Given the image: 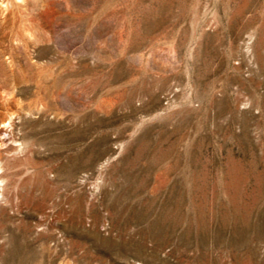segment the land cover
Listing matches in <instances>:
<instances>
[{
    "label": "rangeland",
    "instance_id": "obj_1",
    "mask_svg": "<svg viewBox=\"0 0 264 264\" xmlns=\"http://www.w3.org/2000/svg\"><path fill=\"white\" fill-rule=\"evenodd\" d=\"M0 138V264H264V0H0Z\"/></svg>",
    "mask_w": 264,
    "mask_h": 264
},
{
    "label": "bare ground",
    "instance_id": "obj_2",
    "mask_svg": "<svg viewBox=\"0 0 264 264\" xmlns=\"http://www.w3.org/2000/svg\"><path fill=\"white\" fill-rule=\"evenodd\" d=\"M259 53H260V52H259ZM259 62H260V61H259ZM239 85H240V84H239ZM35 102H36V101H35ZM35 105H36V104H35ZM17 111H18V110H17ZM20 111H22V109H21ZM22 112H23V111H22ZM17 113H18V112H17ZM20 113H21V112H20ZM15 114H16V112H15ZM16 115H17V114H16ZM10 116H12V115H10ZM11 119H12V118H11ZM7 122H8V121H7ZM10 122H11V121H10ZM2 123H3V122H2ZM2 123H1V124H2ZM5 123H6V122H5ZM5 123H4V124H5ZM12 124H13V123H11V125H12ZM9 125H10V124H9ZM14 126H15V125H14ZM14 126H12V128H14ZM3 127H4V126H3ZM3 127H2V128H3ZM12 128H10V129H12ZM3 129H4V128H3ZM6 129L8 130V128H6ZM6 129H5L4 131H6ZM1 130H2V129H1ZM4 131H3V132H4ZM9 131H11V130H9ZM12 131H13V130H12ZM6 133H7V131H6ZM14 133H15V132H14ZM4 134H5V133H4ZM7 134H8V133H7ZM5 135H6V134H5ZM7 136H8V135H7ZM3 137H5V136H3ZM3 137H2V141H3ZM9 137H10V135H9L7 138L9 139ZM0 139H1V138H0ZM10 139H11V138H10ZM16 139H17V138H16ZM4 140H6V139H4ZM10 141H11V140H10ZM10 141H8V142H10ZM0 142H1V141H0ZM15 142H16V141H15ZM2 143H3V142H2ZM10 143H11V142H10ZM3 144H4V143H3ZM12 144H13V141H12ZM14 144H15V143H14ZM20 144H21V143H20ZM0 145H1V144H0ZM5 145H6V144H5ZM15 145H16V144H15ZM2 146H4V145H2ZM16 146H19V145H16ZM20 146H21V148H22V144H21ZM24 146H25V145H24ZM6 147H7V146H6ZM8 147H9V146H8ZM26 147H27V146H26ZM30 148H31V147H30ZM2 149H3V148H2ZM5 149H6V148H5ZM14 149L16 150V149H18V148L15 147ZM23 149H24V148H23ZM9 150H10V149H9ZM18 150H19V149H18ZM6 151H7V150H6ZM20 151H21V150H20ZM22 152H23V151H22ZM22 152H21V153H22ZM26 152H27V151H25V153H26ZM0 153H1V150H0ZM2 153H3V152H2ZM7 153H8V151H7ZM11 153H12V152H11ZM11 153H10V154H11ZM15 153H18L17 150H16ZM15 153H14V154H15ZM25 153H23V154H25ZM8 154H9V153H8ZM18 154H19V153H18ZM0 155H1V154H0ZM6 155H7V154H6ZM19 155H20V154H19ZM7 156H8V155H7ZM7 156H6V158H7ZM10 156H11V155H10ZM15 156H16V155H15ZM17 156H18V155H17ZM17 156H16V157H17ZM22 156H23V155H22ZM24 156H25V155H24ZM24 156L21 157V158H24ZM18 157H20V156H18ZM0 158H1V157H0ZM8 158H9V156H8ZM14 158H15V157H14ZM21 158H20V160H21ZM28 158H29V157H28ZM11 160H12V159H11ZM11 160H10V161H11ZM20 160H19V158H18V161H17V162H19ZM23 160H25V159H22V161H23ZM26 160H28V159H26ZM3 161H4V160H2V162H3ZM4 162H5V161H4ZM8 162H9V159H8ZM13 162H16V161L14 160ZM17 162H16L15 164H17L16 166L19 167V163H17ZM23 163H24V162H22L21 165H23ZM26 163H28V162H25V164H26ZM3 164H4V163H3ZM10 164H11V163H10ZM25 164H24V165H25ZM24 165H23V166H24ZM27 165H28V164H27ZM3 166H6V164L3 165ZM3 166H2V167H3ZM0 167H1V166H0ZM8 167H9V165H8ZM20 167H22V166H20ZM20 167H19V168H20ZM32 167H33V166H32ZM14 168H16L15 165H14ZM37 168H38V167H37ZM5 169H6V168H5ZM7 169H9V168H7ZM12 169H13V168H12ZM25 169H26V168H25ZM2 171H6V170H4V167H3V170H2ZM9 171H11V170H9ZM13 171H14V170H13ZM21 171H22V170H21ZM26 171H27V170H26ZM6 172H7V171H6ZM6 172H5V173H6ZM16 172H17V171H16ZM19 172H20V171H19ZM1 173H2V172H1ZM5 173H3V175H4ZM10 174H11V173L8 172V176H9ZM20 174H21V173H20ZM20 174H18V175L20 176ZM26 174H27V173H26ZM13 175H14V173H13ZM26 176H27V175H26ZM26 176L24 175L25 178H23V177H22V178L25 180V179H26ZM1 177H2V175H1ZM4 177H6V176H4ZM4 177H3V178H4ZM15 177H16V176H15ZM27 177H28V176H27ZM7 179H8V178H7ZM7 179H6V180H7ZM17 179H18V178H17ZM19 179H20V178H19ZM0 180L2 181V179H0ZM20 181H21V180H20ZM20 181H19V182H20ZM22 181H23V180H22ZM26 181H28V180H26ZM3 182H6V181L3 180ZM17 182H18V181H17ZM19 182H18V183H19ZM21 183H23V182H21ZM1 184H2V183H1ZM19 184H20V183H19ZM23 184H24V183H23ZM0 186H1V185H0ZM2 186H3V185H2ZM4 186H5V185H4ZM0 188H2V187H0ZM5 189H6V188H5ZM1 190H2V189H1ZM6 190H7V189H6ZM2 193H3V192H2ZM5 193H6V192H5ZM5 193L2 194V195H5ZM4 197H5V196H4ZM1 198H2V197H1ZM5 198H6V197H5ZM2 199H3V198H2ZM2 199H1V200H2ZM7 199H8V198H7ZM0 202H1V201H0ZM2 202H3V201H2ZM4 203H6V202H4ZM8 203H9V202H8ZM2 204H3V203H2ZM7 205H8V204H7ZM1 206H2V205H1ZM8 206H9V205H8ZM4 207H7V206L5 205ZM3 211H4V210H3ZM5 212H6V211H5ZM5 212H4V213H5Z\"/></svg>",
    "mask_w": 264,
    "mask_h": 264
}]
</instances>
